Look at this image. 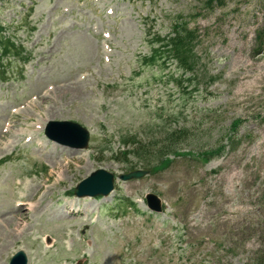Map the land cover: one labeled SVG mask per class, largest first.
I'll return each instance as SVG.
<instances>
[{"label": "rangeland", "instance_id": "1", "mask_svg": "<svg viewBox=\"0 0 264 264\" xmlns=\"http://www.w3.org/2000/svg\"><path fill=\"white\" fill-rule=\"evenodd\" d=\"M177 24L186 69L157 50ZM9 36L0 264L20 250L28 264H264V0H0V50ZM50 120L89 129L88 147L49 140ZM98 168L149 174L75 196Z\"/></svg>", "mask_w": 264, "mask_h": 264}, {"label": "water", "instance_id": "2", "mask_svg": "<svg viewBox=\"0 0 264 264\" xmlns=\"http://www.w3.org/2000/svg\"><path fill=\"white\" fill-rule=\"evenodd\" d=\"M55 128V130H53ZM61 131L64 134H61ZM47 134L62 143L70 144L75 147H86L89 139V133L77 124L70 122H52L47 128ZM143 172H134L129 175L122 176V179L140 177ZM113 188V175L103 169L97 170L87 179L83 180L76 189L77 196H97L108 195ZM149 206L156 210H161L160 200L155 195L148 196ZM22 263L25 264V258L19 255Z\"/></svg>", "mask_w": 264, "mask_h": 264}, {"label": "trees", "instance_id": "3", "mask_svg": "<svg viewBox=\"0 0 264 264\" xmlns=\"http://www.w3.org/2000/svg\"><path fill=\"white\" fill-rule=\"evenodd\" d=\"M172 41H175V43L172 44L173 47V51L175 52V55L177 57L181 56L184 52L188 51L189 49V44L187 42H189L190 38H189V34L187 33L186 30L184 31H177L176 32V37H174L173 39H171ZM172 51V49L170 50ZM179 59V58H178ZM186 64V63H184ZM173 137V135H172ZM172 139V138H171ZM139 147L141 148V150H143L145 147H143V145L139 142V144L137 145L136 149L137 152L136 154L139 156L140 154V150ZM144 154L148 153L146 151H143Z\"/></svg>", "mask_w": 264, "mask_h": 264}, {"label": "bare ground", "instance_id": "4", "mask_svg": "<svg viewBox=\"0 0 264 264\" xmlns=\"http://www.w3.org/2000/svg\"><path fill=\"white\" fill-rule=\"evenodd\" d=\"M17 113V112H16ZM16 113H14V115L16 114ZM5 124V130H4V132L3 133H9V131H10V129L13 127L9 122H5L4 123ZM4 135V134H3ZM0 139H2V138H0ZM21 139V138H20ZM24 140H28V141H31L32 140V137H30V138H28V137H26L25 135H24V138H23ZM45 147V146H44ZM43 147V148H44ZM18 197H20V196H18ZM24 198V197H23ZM15 200V199H14ZM25 200H27V199H23L22 200V198H19V199H16V201H18V203L17 204H15L14 205V207L15 208H20V209H18L16 212H15V209H13V211L11 212V213H14L13 214V216L12 217H6V218H4L3 219V222H6V220L7 219H10L11 218V220H14V219H17V217L20 215L19 213H21V209H23V207H25V206H27V205H29L30 203L29 202H26ZM33 204V203H32ZM9 207V206H8ZM34 207V206H33ZM32 207V208H33ZM37 208V207H36ZM36 208H34V210L36 209ZM71 208H72V206L70 207V209L69 210H71ZM64 209H67V205H64L63 207H62V210L64 211ZM33 210V209H32ZM68 210V211H69ZM10 223V221H8V224ZM9 226V225H8ZM22 234V233H21ZM10 235H12V233L10 234ZM15 235V234H14ZM50 239V238H49ZM46 243L48 244L49 242H47V240H46Z\"/></svg>", "mask_w": 264, "mask_h": 264}]
</instances>
